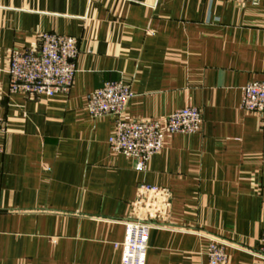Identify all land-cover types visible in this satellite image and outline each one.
Masks as SVG:
<instances>
[{
  "label": "crops",
  "instance_id": "obj_1",
  "mask_svg": "<svg viewBox=\"0 0 264 264\" xmlns=\"http://www.w3.org/2000/svg\"><path fill=\"white\" fill-rule=\"evenodd\" d=\"M46 32L78 40L74 83L53 97L9 91L12 51ZM264 80V0H0V264H121L115 243L142 184L156 185L146 264H264V118L242 108ZM127 84L129 121L193 105L201 130L167 135L148 170L110 151L115 117L88 95Z\"/></svg>",
  "mask_w": 264,
  "mask_h": 264
},
{
  "label": "built area",
  "instance_id": "obj_2",
  "mask_svg": "<svg viewBox=\"0 0 264 264\" xmlns=\"http://www.w3.org/2000/svg\"><path fill=\"white\" fill-rule=\"evenodd\" d=\"M78 55L76 37L55 32L41 34L37 49L12 51L9 55V91L47 97L69 93ZM132 97L133 92L127 84L108 81L88 95L86 108L93 118L115 117L114 129L108 139L110 151L132 159L139 171L148 170L153 156L162 151L167 135L192 134L201 130V112L193 105L175 110L164 121H129L124 114ZM241 105L245 111L264 118V80L252 81L243 88ZM4 133L6 125L0 119V135ZM3 152L4 146L0 143V153ZM159 193L160 188L156 185L139 186L138 214L124 223V238L115 243L121 250V264H146L152 228L148 219L156 214L153 201ZM259 244V254L264 257V231ZM225 247L218 241L210 243L207 250L209 264H229Z\"/></svg>",
  "mask_w": 264,
  "mask_h": 264
}]
</instances>
